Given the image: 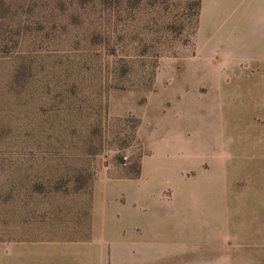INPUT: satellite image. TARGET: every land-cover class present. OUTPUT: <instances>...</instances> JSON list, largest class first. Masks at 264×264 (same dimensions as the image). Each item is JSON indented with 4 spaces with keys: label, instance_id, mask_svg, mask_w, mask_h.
I'll return each instance as SVG.
<instances>
[{
    "label": "rangeland",
    "instance_id": "rangeland-1",
    "mask_svg": "<svg viewBox=\"0 0 264 264\" xmlns=\"http://www.w3.org/2000/svg\"><path fill=\"white\" fill-rule=\"evenodd\" d=\"M81 1L8 0L0 20V264L9 240L87 238L97 175L138 167L101 189L162 219L160 262L264 264L259 45L241 39L259 0H208L198 42L201 0Z\"/></svg>",
    "mask_w": 264,
    "mask_h": 264
},
{
    "label": "crops",
    "instance_id": "crops-1",
    "mask_svg": "<svg viewBox=\"0 0 264 264\" xmlns=\"http://www.w3.org/2000/svg\"><path fill=\"white\" fill-rule=\"evenodd\" d=\"M207 1L201 0L200 4L197 42ZM210 2L221 6L220 0ZM256 19V32H244L241 39L247 45L255 42L259 45L260 95L264 102V0H259ZM111 178L110 181L134 179L125 175ZM110 181H104L99 175L96 177L91 229L87 238L9 240L5 247V264H163L160 259L168 252V249L164 250V222L161 219L155 223L151 218L140 222V208L133 206L128 209L111 203L108 193L101 189V183ZM125 214L130 216V221L121 220Z\"/></svg>",
    "mask_w": 264,
    "mask_h": 264
},
{
    "label": "trees",
    "instance_id": "trees-1",
    "mask_svg": "<svg viewBox=\"0 0 264 264\" xmlns=\"http://www.w3.org/2000/svg\"><path fill=\"white\" fill-rule=\"evenodd\" d=\"M78 1H80V3H82V4H84L85 2L84 1H81V0H78ZM112 2V0H105V2ZM7 2H8V0H0V20L2 19V18H4L5 17V15H6V12H7ZM200 4H201V1L198 3V5H199V14H200ZM140 173H141V168L140 167H138V169H137V171L134 173V174H132V175H127L128 177H130V178H136V177H138V176H140Z\"/></svg>",
    "mask_w": 264,
    "mask_h": 264
}]
</instances>
